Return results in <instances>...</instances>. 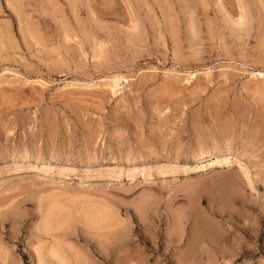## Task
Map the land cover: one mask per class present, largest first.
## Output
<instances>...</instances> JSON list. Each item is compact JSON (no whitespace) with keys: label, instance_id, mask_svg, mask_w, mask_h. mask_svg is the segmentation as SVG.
<instances>
[{"label":"rangeland","instance_id":"rangeland-1","mask_svg":"<svg viewBox=\"0 0 264 264\" xmlns=\"http://www.w3.org/2000/svg\"><path fill=\"white\" fill-rule=\"evenodd\" d=\"M0 155V264H264V0H0Z\"/></svg>","mask_w":264,"mask_h":264},{"label":"bare ground","instance_id":"bare-ground-1","mask_svg":"<svg viewBox=\"0 0 264 264\" xmlns=\"http://www.w3.org/2000/svg\"><path fill=\"white\" fill-rule=\"evenodd\" d=\"M223 156H228V155H223ZM10 159H13V160H16V161H19V160H24V159H27L28 157L26 155H23V154H16V155H13V156H10L9 157ZM5 159V156L4 155H0V160H4ZM224 160H227L228 158L227 157H224L223 158ZM205 165H208V163H206ZM56 256V255H55ZM60 257V256H59ZM62 258V257H61ZM59 259V258H58ZM64 261V259H62ZM60 261V260H59ZM61 262V261H60ZM63 263V262H61Z\"/></svg>","mask_w":264,"mask_h":264}]
</instances>
